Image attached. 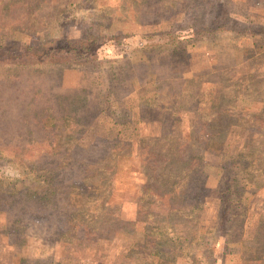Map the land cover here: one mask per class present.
<instances>
[{"label":"rangeland","instance_id":"rangeland-1","mask_svg":"<svg viewBox=\"0 0 264 264\" xmlns=\"http://www.w3.org/2000/svg\"><path fill=\"white\" fill-rule=\"evenodd\" d=\"M6 46L0 264H264V0H0Z\"/></svg>","mask_w":264,"mask_h":264},{"label":"trees","instance_id":"trees-1","mask_svg":"<svg viewBox=\"0 0 264 264\" xmlns=\"http://www.w3.org/2000/svg\"><path fill=\"white\" fill-rule=\"evenodd\" d=\"M168 39L173 38L172 33H166L165 35ZM65 37H61V39L56 40L53 44V48H40L34 49L32 47H25L23 50V57L28 58L31 57L36 61L34 63H41L45 58H53L54 56H73L79 57L81 56H88L95 52L98 47L97 38L86 37V35L81 36L76 41L67 40ZM7 48V49H6ZM16 50V52H14ZM19 49H15L12 46L0 47V56L3 57L4 55L7 56L8 61H15L10 60L12 58H17ZM66 53V54H64ZM4 63V62H3Z\"/></svg>","mask_w":264,"mask_h":264}]
</instances>
